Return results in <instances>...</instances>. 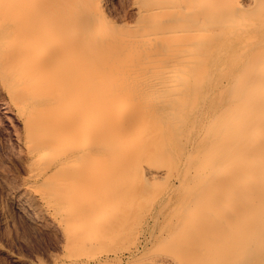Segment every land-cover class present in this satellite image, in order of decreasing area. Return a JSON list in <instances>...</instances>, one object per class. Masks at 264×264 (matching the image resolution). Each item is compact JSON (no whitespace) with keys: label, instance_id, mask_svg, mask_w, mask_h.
I'll use <instances>...</instances> for the list:
<instances>
[{"label":"bare ground","instance_id":"obj_1","mask_svg":"<svg viewBox=\"0 0 264 264\" xmlns=\"http://www.w3.org/2000/svg\"><path fill=\"white\" fill-rule=\"evenodd\" d=\"M108 2L0 0L19 196L63 233L33 260L101 264L108 235L163 218L178 264H264V0H132L121 23Z\"/></svg>","mask_w":264,"mask_h":264},{"label":"rangeland","instance_id":"obj_2","mask_svg":"<svg viewBox=\"0 0 264 264\" xmlns=\"http://www.w3.org/2000/svg\"><path fill=\"white\" fill-rule=\"evenodd\" d=\"M107 1L109 2L105 8V13L112 21L121 23L133 20L134 15L132 10V0ZM22 138V122L18 119L16 112L10 106L7 96L0 87V264H23V259L24 261L27 260L32 264H36L34 257L37 255L48 260V258H46V256H48L47 254H49L48 252L58 254L62 253L61 244H63V233L60 234L62 231L59 230L58 227L56 228L55 224L53 225V222L49 219V217H43V215L39 213V209V212H37V210L36 212L34 211L37 209V206L33 205L32 199H27L28 197L25 198L24 196L22 197V195L19 196V192L22 191L23 184L26 182V175L24 171L25 152L22 145ZM117 191L116 193H119ZM21 197L23 199H21ZM151 198H153L154 202L152 199H150V201L156 203V197L152 196ZM11 199H13V202ZM29 204H31V206ZM18 205H21L22 207H19ZM116 207L118 206L116 205ZM116 207L113 206V208ZM136 207L138 206H135V208ZM138 210L139 209H135L134 214H136V211L138 212ZM45 218L47 220H45ZM145 220L141 221L143 223V225H141V222L136 223V220L134 219L135 222L133 221V223L138 226H132H134V229L137 227L136 230H134L132 226L133 230H130V226H128V229L132 234H134L133 231H137V234H134L135 237L133 236L134 238L131 237L132 234L129 231V233L125 231L128 229L123 228L124 226L119 228L121 231L117 230V233H111V235H108L109 239H107V242L108 244L111 243L108 246V249L110 248L111 250L112 248L111 252H105L107 242L103 244L105 247L101 244L102 248L99 247L100 244L98 245L97 243H102L103 240L97 242L96 244L98 245V248H101L97 249L98 252H105L110 255L108 257L110 259L107 258L106 261L104 260V263L101 264H178L174 258L169 255V253L166 254L165 252L169 247H171L169 249L173 251L172 246H170L171 244L164 240L163 241L166 242V244L162 240L159 241L158 239L161 238L156 235L158 234L157 231L160 226L165 223V219L161 218L157 223L158 226L157 224L152 226V221L150 219H148L149 221ZM58 231L61 232L59 233ZM148 232L149 234L150 232H153V234L148 235ZM130 234L131 236H129ZM148 236H151L152 238L150 237L147 239ZM110 238H112V241ZM137 238L139 240H137ZM104 241H106V239ZM132 242L135 243L132 244ZM162 242L164 244H162ZM135 246L138 248V250L135 251V254L134 252L130 254V256L126 254L120 261L115 258L118 260L117 262L113 259V252L125 253L127 252L125 247H128V250L132 249L134 251ZM116 249L120 251H117ZM111 259H113V261Z\"/></svg>","mask_w":264,"mask_h":264}]
</instances>
